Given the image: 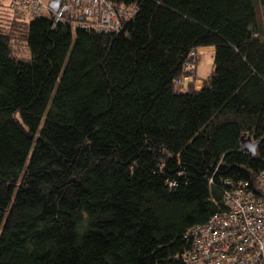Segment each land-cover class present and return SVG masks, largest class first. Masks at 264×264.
Here are the masks:
<instances>
[{
	"label": "trees",
	"instance_id": "1",
	"mask_svg": "<svg viewBox=\"0 0 264 264\" xmlns=\"http://www.w3.org/2000/svg\"><path fill=\"white\" fill-rule=\"evenodd\" d=\"M111 1L132 10L114 33L0 0V264H184L224 182L257 186L264 0Z\"/></svg>",
	"mask_w": 264,
	"mask_h": 264
},
{
	"label": "built area",
	"instance_id": "2",
	"mask_svg": "<svg viewBox=\"0 0 264 264\" xmlns=\"http://www.w3.org/2000/svg\"><path fill=\"white\" fill-rule=\"evenodd\" d=\"M11 9L20 19H32L42 16L48 5L42 0H12ZM131 14V9L116 8L111 0H61L53 22L79 18L80 28L114 33ZM194 55L187 58L182 74L193 73ZM224 186L226 209L186 231L189 246L182 254L184 264H264V169L256 188L247 181L227 180Z\"/></svg>",
	"mask_w": 264,
	"mask_h": 264
},
{
	"label": "crops",
	"instance_id": "3",
	"mask_svg": "<svg viewBox=\"0 0 264 264\" xmlns=\"http://www.w3.org/2000/svg\"><path fill=\"white\" fill-rule=\"evenodd\" d=\"M195 52L196 60L193 74L188 77L190 82L193 83V87L196 90H199L201 88L202 81L206 79L212 70L213 47L197 48Z\"/></svg>",
	"mask_w": 264,
	"mask_h": 264
},
{
	"label": "water",
	"instance_id": "4",
	"mask_svg": "<svg viewBox=\"0 0 264 264\" xmlns=\"http://www.w3.org/2000/svg\"><path fill=\"white\" fill-rule=\"evenodd\" d=\"M60 1L61 0H50L47 4L48 9L53 13L56 12L60 4ZM259 143L260 141L254 142L250 138H246V139L242 138L241 149L249 153L250 155H256V147Z\"/></svg>",
	"mask_w": 264,
	"mask_h": 264
},
{
	"label": "rangeland",
	"instance_id": "5",
	"mask_svg": "<svg viewBox=\"0 0 264 264\" xmlns=\"http://www.w3.org/2000/svg\"><path fill=\"white\" fill-rule=\"evenodd\" d=\"M3 5H7L9 0H1ZM50 0H42V3L44 4H48ZM258 18L260 19V15H258ZM72 29L73 31L76 29V25L75 24H72ZM21 50L22 51H25V48L21 47ZM195 60H196V52H195V55L193 56V58L191 59V62L193 61V65H192V72H193V69H194V65H195ZM184 74H187V73H184ZM194 76V75H193ZM190 82V79L189 77H183L182 78V81L180 82V84L177 85V91L178 92H186L188 90V83Z\"/></svg>",
	"mask_w": 264,
	"mask_h": 264
},
{
	"label": "bare ground",
	"instance_id": "6",
	"mask_svg": "<svg viewBox=\"0 0 264 264\" xmlns=\"http://www.w3.org/2000/svg\"><path fill=\"white\" fill-rule=\"evenodd\" d=\"M184 76V75H183Z\"/></svg>",
	"mask_w": 264,
	"mask_h": 264
}]
</instances>
